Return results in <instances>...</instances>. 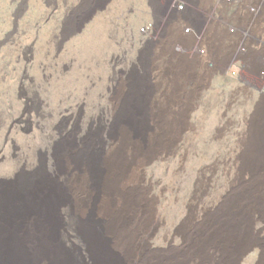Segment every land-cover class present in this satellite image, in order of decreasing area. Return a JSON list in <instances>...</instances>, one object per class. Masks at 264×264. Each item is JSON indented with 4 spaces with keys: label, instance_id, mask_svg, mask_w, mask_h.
<instances>
[{
    "label": "rangeland",
    "instance_id": "rangeland-1",
    "mask_svg": "<svg viewBox=\"0 0 264 264\" xmlns=\"http://www.w3.org/2000/svg\"><path fill=\"white\" fill-rule=\"evenodd\" d=\"M183 1L192 11L179 16L169 15L165 0H0V195L41 173L68 174L64 194L77 217L66 219L67 247L85 261L91 244L98 246L97 239L89 246L78 237L89 219L86 205L93 210L91 231L102 233L97 220L111 213L100 217L101 207L128 199L139 212L129 220L134 250L176 258L191 213H213L231 193L238 168L264 160L258 156L264 154V0L262 18L235 35L229 15H237L233 25H245L244 0L236 8ZM149 23L154 29L145 35ZM187 26L196 34L205 29L204 58L194 52L196 39L183 35ZM241 45L248 48L242 55ZM119 97L128 103L121 115ZM121 118L146 149L161 153L141 173L129 168L127 191L117 177L111 182L116 171L104 187L97 174L98 155L120 144ZM68 150L77 155L71 170L60 156ZM129 154L126 161L142 159ZM84 155L94 169L82 195ZM258 224L253 219L251 230ZM109 226L108 245L115 241V255L130 261L133 254L125 255L114 238L119 229Z\"/></svg>",
    "mask_w": 264,
    "mask_h": 264
},
{
    "label": "bare ground",
    "instance_id": "bare-ground-1",
    "mask_svg": "<svg viewBox=\"0 0 264 264\" xmlns=\"http://www.w3.org/2000/svg\"><path fill=\"white\" fill-rule=\"evenodd\" d=\"M244 1L245 8L248 9L244 16L245 25H233L234 17L237 15L226 14V16L229 15L228 24L239 32L250 28L251 20L256 17L260 19L263 14L262 0ZM251 8L257 9L259 13L252 14L250 12ZM262 28V31H264V26ZM116 107L121 115L128 108V103L123 97H119L116 100ZM138 108V105H136L135 110L137 111ZM120 120L123 125V130L119 134L120 144L113 154L98 155L97 174L101 177H99L101 187H104L105 185L108 186L104 181L111 177L110 173L116 171L115 176L111 178V182L114 181L113 178L117 177L121 183L120 185L127 191L128 184L122 182L124 177L135 169L138 173H141V169L153 157L161 155V153L146 149L142 144L141 137L138 136L137 138L135 131L127 126L129 123L122 118ZM127 153H130L131 159L138 156L142 159L138 163L126 161L125 155ZM59 155L60 153L51 155L52 162ZM60 156L62 159L67 160L69 163L67 165L71 167L70 170L74 168L72 163L77 156L74 151H65ZM258 156L264 157V154ZM82 158L84 165L80 180L83 195V193L88 194L90 190L89 184L91 182L89 183V181H91V170L94 168L92 169L88 156L84 155ZM243 166L238 168L235 180L231 183V193L225 197L213 213L207 214L201 211L202 213H199L195 218L191 213L192 217L188 220L185 232L181 234L184 240L183 254L168 259L159 256V258H149L134 250V246L129 240V237L134 236L131 233L129 220L133 219L132 217L139 212H137L138 207H135L136 204L128 202V199H126L121 201L122 204L119 206L101 207L103 212L100 217L108 218L105 215L111 213L109 220L105 221L104 218L101 219L102 221L97 220L98 228L103 234L91 231L92 228L90 229L89 222L93 219L92 205L85 206V216L89 219L86 218L87 223L84 225L82 234L79 233L78 237L86 240L89 246L90 241L93 239H97L98 242L96 249H93L91 244V248L86 250L87 261H85L81 254L76 253L77 251H71L67 247L70 228L68 229L66 219L72 220L74 223L77 217L72 216L71 213L74 212L71 207L72 203L64 194L65 184L69 179L68 174L63 171L56 172L60 173L58 174L60 175L59 178L48 176L46 172L41 173L39 176L36 175L37 177L30 178L22 187L6 194V197H4V194L0 195V264H264V160L255 163L245 162ZM114 167L115 170L113 171ZM128 170L130 172L127 173ZM74 174L72 175V183H74L73 193L75 195L77 191L75 190L76 176ZM121 178L122 180H120ZM253 219H256L259 223L255 232L251 230L253 229ZM109 225H112L116 230L119 229L114 238H117L118 245L123 246L125 255L128 253L133 254L130 261L127 258L126 263L122 262L115 255L113 249H118L115 241L113 242L114 248L111 247L110 243L108 245L109 240L107 241L106 237L110 235L105 234V231L109 229ZM124 238H127V240H124Z\"/></svg>",
    "mask_w": 264,
    "mask_h": 264
},
{
    "label": "built area",
    "instance_id": "built-area-1",
    "mask_svg": "<svg viewBox=\"0 0 264 264\" xmlns=\"http://www.w3.org/2000/svg\"><path fill=\"white\" fill-rule=\"evenodd\" d=\"M166 2V10L168 11L169 15H184L186 14L187 12L189 11H192V9L190 8V6L184 2L183 0H165ZM239 2L240 0H220V3L229 8H236L238 5H239ZM250 12L252 14H258L259 11L257 9H254V8H251L250 9ZM202 28V27H201ZM154 29V26L152 23H149L147 25H145V27L142 29V33L147 35V34H150L152 33V30ZM205 29H199L198 30V34L195 33V29L192 27V26H187V27H183V35L188 37V36H191L192 38L196 39L194 40L197 45L195 47V54L196 55H199V57H205L206 56V50H204L200 45L199 43L203 41V36H204V33H205ZM229 32L232 34V35H235L236 34V29L231 27L229 28ZM248 51V48L244 45H241L239 48H238V52L239 54H245L247 53ZM206 64H212L211 62H206Z\"/></svg>",
    "mask_w": 264,
    "mask_h": 264
}]
</instances>
